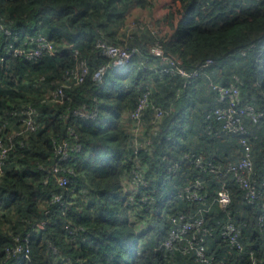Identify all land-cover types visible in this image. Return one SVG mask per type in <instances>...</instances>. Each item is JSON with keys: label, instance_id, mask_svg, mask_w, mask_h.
<instances>
[{"label": "trees", "instance_id": "1", "mask_svg": "<svg viewBox=\"0 0 264 264\" xmlns=\"http://www.w3.org/2000/svg\"><path fill=\"white\" fill-rule=\"evenodd\" d=\"M1 20L19 30V43L44 33L64 54L11 56L15 37L0 30V133L10 144L0 161V264H65L64 258L70 264H179L178 254L195 259L164 244L174 218L201 207L179 197L196 178L206 183L210 199L224 185L233 196L228 207L216 202L207 212L209 252L222 264H264L260 202L248 201L233 175L221 178L190 162L197 156L238 161L250 147L253 178L264 188V117L255 122L244 114L241 133L208 117L225 104L215 83L237 84L240 106L264 111V0H0ZM100 40L139 51L118 67L101 52ZM157 44L166 58L153 53ZM209 58L214 63L193 80L179 72ZM81 60L89 66L85 80L66 83L65 71ZM109 63L103 80H95ZM28 79L42 88H28ZM59 85L66 95L56 100L50 92ZM144 95L148 106L137 131L130 113ZM30 107L39 124L34 131L19 119ZM84 107L96 115L74 114ZM158 107L166 111L156 119ZM147 137L151 144L144 143ZM55 139L79 149L60 161ZM139 160L148 182L135 192ZM56 165L69 177L66 186L53 174L45 182ZM145 192L153 197L148 205L141 201ZM56 193L64 203H51ZM230 220L242 229L243 249L221 236ZM27 236L30 259L7 254Z\"/></svg>", "mask_w": 264, "mask_h": 264}, {"label": "built area", "instance_id": "2", "mask_svg": "<svg viewBox=\"0 0 264 264\" xmlns=\"http://www.w3.org/2000/svg\"><path fill=\"white\" fill-rule=\"evenodd\" d=\"M135 24V23H134ZM131 24V25H134ZM0 30L6 33L9 36H14L15 41H12L8 46V53L14 57H25L28 60H36L44 55H62L64 51L57 45L49 35L44 33H39L33 37H26L23 42L19 43L18 38L20 36L19 30L13 28L10 25H7L3 20L0 21ZM99 47L101 52L113 60V64L118 67L127 66L133 55L139 51L138 48H124L122 46H117L109 44L104 40L99 41ZM153 53L157 56H164V51L161 45L157 44L152 49ZM76 55L78 56L79 50H75ZM165 57V56H164ZM166 58V57H165ZM6 56L1 57V61L5 62ZM214 63L213 58L207 59L203 62L198 68L193 71H188L185 68H180L179 72L187 77L190 80H193L199 77L201 74H204L206 69ZM111 64H104L99 68L95 73V80L102 81L104 75ZM89 66L85 60H81L75 66L68 68L64 73V79L66 83L76 82L81 83L85 80L86 75L88 74ZM212 88L217 90L220 94L219 100L225 103L222 106H217L210 110L208 117H217L224 120L223 128L225 131L230 133H241L245 131L243 124V115L248 114L251 116L253 121L258 122L264 117V111H257L253 106H240V90L237 84L231 83L220 84L215 83L212 85ZM51 95L56 99H62L65 95V86L59 85L51 90ZM148 106L147 95H144L137 108H135L130 116L134 121V126H136L137 131L143 129L141 119L143 113ZM32 108L23 110V115L20 121L28 127V129L34 131L39 127V124L34 115H32ZM166 110L163 108L157 109L156 119L163 116ZM97 112L94 110H87L84 108H79L74 111L75 115H79L82 118H91L96 115ZM155 119V120H156ZM155 122V121H153ZM158 126L155 124V129ZM74 134V132H72ZM246 144V140H242ZM151 144L153 140L150 137H147L144 143ZM57 153L60 154V161L67 159L69 152L75 151L78 148V145L70 148L68 142H59L57 139L54 140ZM139 145L143 143L138 142ZM145 145V144H144ZM248 147V146H247ZM10 149V144L6 143V139L0 133V161L6 158L8 151ZM247 153L241 157L238 161H227L226 163H213L211 161H206L203 157L197 156L192 159L190 162L199 167L201 170L209 171L215 176L225 178L229 175H233L237 180L239 186L245 191L246 198L251 203L257 201L260 202V215L258 217V225L262 230H264V188L259 184L255 178L254 174V165L251 155L250 147L246 148ZM164 157V159H167ZM135 163L133 168V177L132 182L135 187L133 190L136 192L139 187L147 185V179L145 170L143 168V163ZM173 170H178L180 168L179 163H173L171 165ZM62 166L56 165L53 169H48L49 177L45 180L48 182L51 174L54 175L56 181L60 186H66L69 183V177L63 176L60 174ZM264 186V183H263ZM208 186L206 183L200 179L196 178L190 183L186 184L183 191L180 192L179 197L185 201L197 202L201 205L200 209H196V213H191V215H181V219L177 217L174 218L175 225L169 235V238L165 241L164 247L169 250H179L184 255L193 256L198 262L202 264H222V261H217L215 255L211 254L208 250L207 245V234L211 232L209 226L206 224V215L209 210H211L214 203H220L223 208L228 207L232 201L233 196L227 186H222L218 191L215 198L210 199V194L207 191ZM153 200L146 192L142 195L141 201L144 204H150ZM51 203H64V197L61 193L54 194V197L51 200ZM45 223H40L41 228L44 227ZM221 236L225 242H227L231 247H238L243 249L244 245L241 240L242 238V229L236 222L230 220L227 221L222 228ZM18 243L15 247H7V254L15 256L22 259H30V237H25V243L21 241V238L18 237ZM65 264H70L67 261V258H64ZM255 264V259L254 263Z\"/></svg>", "mask_w": 264, "mask_h": 264}, {"label": "rangeland", "instance_id": "3", "mask_svg": "<svg viewBox=\"0 0 264 264\" xmlns=\"http://www.w3.org/2000/svg\"><path fill=\"white\" fill-rule=\"evenodd\" d=\"M247 1H252V0H247ZM28 88H32L33 90H38L40 87L42 88V86H41V83L40 82H38L36 79H34V80H31V79H28V81H27V85H26ZM127 117V116H126ZM182 258V256L181 255H176V257H175V259L176 260H178L177 261V263H181V261L178 259V258ZM183 259V258H182ZM184 260V262H185V264H197V262H195V259H193V258H189V259H183Z\"/></svg>", "mask_w": 264, "mask_h": 264}]
</instances>
